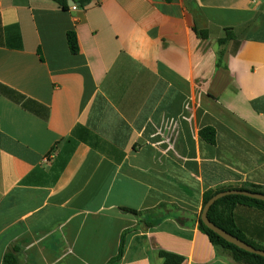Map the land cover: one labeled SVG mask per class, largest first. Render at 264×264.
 I'll return each instance as SVG.
<instances>
[{"label": "crops", "instance_id": "1", "mask_svg": "<svg viewBox=\"0 0 264 264\" xmlns=\"http://www.w3.org/2000/svg\"><path fill=\"white\" fill-rule=\"evenodd\" d=\"M74 6L0 0V86L24 97L0 91V264H110L121 239L114 264H236L197 222L208 191L264 193V0ZM232 218L264 251V208Z\"/></svg>", "mask_w": 264, "mask_h": 264}, {"label": "trees", "instance_id": "2", "mask_svg": "<svg viewBox=\"0 0 264 264\" xmlns=\"http://www.w3.org/2000/svg\"><path fill=\"white\" fill-rule=\"evenodd\" d=\"M52 1L54 3H56L61 9L67 10L69 8V6H68L69 1L75 2V4H78V6H80V7H85L86 5H88L89 3H91L92 1H95V0H52ZM200 35L203 38L206 37L205 33H201ZM229 38H231V37H230L229 33L226 32V37L223 39H219L218 45H220V46L225 45ZM67 44H68L69 51L72 54H76L78 52V45H77L76 37H75V34L71 31L67 33ZM222 55H223L222 50L217 53L218 63L221 60ZM0 91L4 92L6 95H8L10 98H12V100L15 101L16 103H22V100H24L23 96L18 95V94L14 93L8 89L2 88L1 86H0ZM200 135L208 143H210V144L214 143V139H213L214 136H213L212 130H210V129L202 130L200 132ZM227 190H246V189L245 188L230 187V188H221V189H217L214 191H208L204 195L203 206L212 196H214L215 194H217L219 192L227 191ZM248 190L251 192L260 193V191L254 189V188L248 189ZM240 204H249V205H254L257 207L264 208V202H261V201H257V200L250 199L247 197H242V196H226L224 198L219 199L213 206L210 207V209L208 210V213H207L208 220L212 224H214L216 227H218V228L224 230L225 232H227L228 234L244 241L246 244H248V245H250V246H252L258 250H263L259 246H256V245L248 242L239 233V231L236 229L234 222H233V218H232V210L234 209L235 206L240 205ZM121 211L132 215L138 221H140V223H144V225L147 227H152V226L156 225L153 222H146V219L144 216L145 214L143 212L125 209V208H122ZM179 222L182 223L180 220H179ZM197 224H198L199 230L208 237V240L210 241V243L215 248H220V249L226 251L227 253H229L230 256L232 257L233 261L236 264H264V258L263 257L245 252V251L237 248L236 246L229 244L228 242H226L225 240L220 238L218 235H216L214 232H212L211 230L206 228L201 223L200 219H198ZM122 251H123V239H121V241H120V246H119L117 255L114 258H112V260L110 261V264H114L121 259ZM16 253H17V250L15 248L8 251L3 257V264H16ZM158 256L160 257V259H162V264H182L183 263V258L181 256L171 254L168 252L159 251Z\"/></svg>", "mask_w": 264, "mask_h": 264}, {"label": "water", "instance_id": "3", "mask_svg": "<svg viewBox=\"0 0 264 264\" xmlns=\"http://www.w3.org/2000/svg\"><path fill=\"white\" fill-rule=\"evenodd\" d=\"M68 5L70 7L74 6V2L73 1H69ZM226 196H242V197H247L250 199H254L257 201H261L264 202V194L263 193H257V192H251L249 190H227V191H222L219 192L217 194H215L214 196H212L203 206L201 215H200V221L201 223L208 228L209 230H211L212 232H214L216 235H218L220 238H222L223 240H225L226 242H228L229 244H232L234 246H236L237 248L263 257L264 258V251L263 250H258L248 244H246L244 241L228 234L227 232H225L224 230L216 227L214 224H212L207 217V213L208 210L210 209L211 206H213L219 199L224 198Z\"/></svg>", "mask_w": 264, "mask_h": 264}, {"label": "built area", "instance_id": "4", "mask_svg": "<svg viewBox=\"0 0 264 264\" xmlns=\"http://www.w3.org/2000/svg\"><path fill=\"white\" fill-rule=\"evenodd\" d=\"M256 0H250V2H255ZM77 7L76 6H72L71 9L75 10Z\"/></svg>", "mask_w": 264, "mask_h": 264}]
</instances>
